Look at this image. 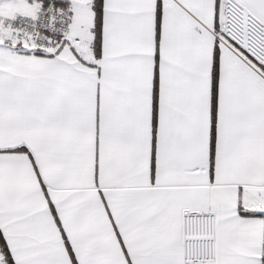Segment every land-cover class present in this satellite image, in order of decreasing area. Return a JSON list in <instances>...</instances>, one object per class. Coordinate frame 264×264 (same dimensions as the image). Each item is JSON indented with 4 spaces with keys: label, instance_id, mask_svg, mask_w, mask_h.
<instances>
[{
    "label": "snow or ice",
    "instance_id": "1",
    "mask_svg": "<svg viewBox=\"0 0 264 264\" xmlns=\"http://www.w3.org/2000/svg\"><path fill=\"white\" fill-rule=\"evenodd\" d=\"M0 264H264V0H0Z\"/></svg>",
    "mask_w": 264,
    "mask_h": 264
}]
</instances>
